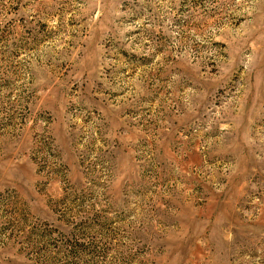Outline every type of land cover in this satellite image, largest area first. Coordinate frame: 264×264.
<instances>
[{"label": "rangeland", "instance_id": "obj_1", "mask_svg": "<svg viewBox=\"0 0 264 264\" xmlns=\"http://www.w3.org/2000/svg\"><path fill=\"white\" fill-rule=\"evenodd\" d=\"M0 264H264V0H0Z\"/></svg>", "mask_w": 264, "mask_h": 264}]
</instances>
